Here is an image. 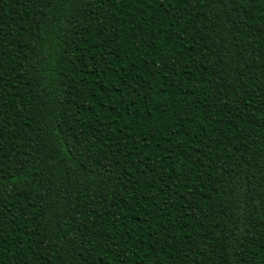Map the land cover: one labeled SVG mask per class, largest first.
Wrapping results in <instances>:
<instances>
[{
	"label": "trees",
	"instance_id": "obj_1",
	"mask_svg": "<svg viewBox=\"0 0 264 264\" xmlns=\"http://www.w3.org/2000/svg\"><path fill=\"white\" fill-rule=\"evenodd\" d=\"M0 264H264V0H0Z\"/></svg>",
	"mask_w": 264,
	"mask_h": 264
}]
</instances>
